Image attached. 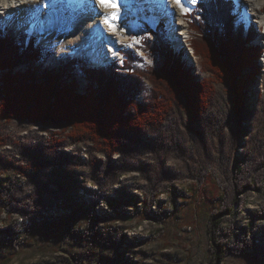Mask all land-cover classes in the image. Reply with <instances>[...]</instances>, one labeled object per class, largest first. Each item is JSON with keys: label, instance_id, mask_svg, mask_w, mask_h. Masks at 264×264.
Segmentation results:
<instances>
[{"label": "rangeland", "instance_id": "374dc122", "mask_svg": "<svg viewBox=\"0 0 264 264\" xmlns=\"http://www.w3.org/2000/svg\"><path fill=\"white\" fill-rule=\"evenodd\" d=\"M18 1L39 0H0V17ZM209 1L190 3L187 13L177 9L191 40L196 33L189 17L199 19L197 5ZM226 1L245 31L246 10L259 30L264 0H249L256 11ZM68 12L61 28L70 22ZM144 17L123 21L119 32L130 44L122 53L134 50L152 64L138 49L151 29L159 46L167 39L185 55L181 63L197 82L213 79L202 72L187 38L175 44L177 33L165 17L163 39ZM0 25L19 38L34 37L42 55L51 52L44 63L47 56L41 57L43 70L73 57L43 45L21 25ZM261 38L253 44L263 52ZM260 68L240 109L234 89L216 82L199 116H190L186 103L177 105L162 123L120 133L121 148L113 153L87 139L75 141L62 126L1 120L0 264H264V55ZM72 79L79 91L88 87L79 68ZM147 93L137 100L144 103Z\"/></svg>", "mask_w": 264, "mask_h": 264}, {"label": "trees", "instance_id": "16d2710c", "mask_svg": "<svg viewBox=\"0 0 264 264\" xmlns=\"http://www.w3.org/2000/svg\"><path fill=\"white\" fill-rule=\"evenodd\" d=\"M196 12L199 19L196 14L189 17L196 33L191 46L200 57L202 72L214 79L202 83L186 71L181 63L184 61L186 65L184 57L173 51L167 39L161 42L165 48L159 46L151 29L140 38L138 49L152 64L147 65L140 55L129 50L123 53L122 62L115 61L109 67L93 68L67 59L51 70H43L42 64L44 56L47 57L43 63L51 52L42 55L43 49L36 45L34 37L27 43L26 35L19 38L3 30L0 121L62 126L75 141L87 139L104 152L113 153L121 148L120 133H133L162 123L177 105L186 103L189 115L199 116L213 97L216 82L234 89L240 109L247 101L250 84L261 73L262 49L253 44L262 36L261 32L255 24L245 31L233 14L232 3L226 0L199 3ZM160 30L161 38H166L164 25L156 29ZM23 65L26 68L15 72ZM78 68L89 83L84 92L77 89L76 81L70 82ZM145 91L148 93L144 103L138 101L137 96Z\"/></svg>", "mask_w": 264, "mask_h": 264}, {"label": "bare ground", "instance_id": "6f19581e", "mask_svg": "<svg viewBox=\"0 0 264 264\" xmlns=\"http://www.w3.org/2000/svg\"><path fill=\"white\" fill-rule=\"evenodd\" d=\"M86 1L82 0L80 4L75 6L74 11L69 10L70 22L64 28H61L60 25L65 9L62 6L57 9L42 7L45 0L32 1L27 4L18 1L14 8H4L3 17H0V24L21 25L30 34L37 33L43 45L59 51L61 54L89 59L95 68L105 67L113 63L114 59L121 56V47L130 44L129 36L119 32L120 28L123 27H119L118 24L109 27V24L103 20V17L111 18L116 12L122 14V20L119 22L122 24L124 20L137 18V16H145L144 18L158 24L161 21L160 17H165V22L167 21L171 25L172 33H177V37L179 36L178 38L173 37L177 46L181 47L182 39L189 37L188 28L180 23L185 14H180L177 11L178 8H181L183 12L187 13L189 6L183 8L175 3V0H139V6L133 8V0H127L126 4H121V6L125 5L123 11L110 10V7H104L97 0L95 2L93 0L91 4ZM237 1L242 6L252 8L253 11L258 10L257 7L249 4V0ZM156 7L157 9H154ZM54 12L55 14H53ZM245 17L247 22H250L254 15L246 10ZM42 20H47L49 23L41 24L40 21ZM261 39L264 40V36ZM183 57L185 60V55Z\"/></svg>", "mask_w": 264, "mask_h": 264}, {"label": "snow or ice", "instance_id": "6c2138e0", "mask_svg": "<svg viewBox=\"0 0 264 264\" xmlns=\"http://www.w3.org/2000/svg\"><path fill=\"white\" fill-rule=\"evenodd\" d=\"M82 0H45V4L42 7L57 9L62 6L66 11H74L75 6L80 4ZM97 2L104 7H110L112 9H119L121 4H126L127 0H97ZM175 3L180 5L183 8H187L189 4L196 3V0H175ZM55 14V12L53 13ZM99 15V13H97ZM105 23L109 24V27H114L118 24L119 27H123L122 23H119L122 20V14L120 12L114 13L111 18L103 17ZM41 24H47L49 21L42 20ZM3 29L0 27V33H2Z\"/></svg>", "mask_w": 264, "mask_h": 264}]
</instances>
